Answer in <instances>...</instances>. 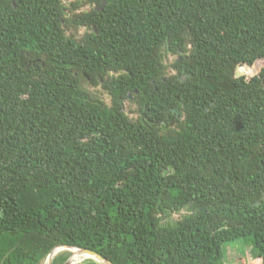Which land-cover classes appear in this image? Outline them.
I'll return each mask as SVG.
<instances>
[{
  "label": "trees",
  "instance_id": "trees-1",
  "mask_svg": "<svg viewBox=\"0 0 264 264\" xmlns=\"http://www.w3.org/2000/svg\"><path fill=\"white\" fill-rule=\"evenodd\" d=\"M103 1L0 0V264H264V0Z\"/></svg>",
  "mask_w": 264,
  "mask_h": 264
},
{
  "label": "rangeland",
  "instance_id": "rangeland-1",
  "mask_svg": "<svg viewBox=\"0 0 264 264\" xmlns=\"http://www.w3.org/2000/svg\"><path fill=\"white\" fill-rule=\"evenodd\" d=\"M70 1L71 0H64V3L67 7H68V4ZM89 8H90V5H84L80 8H78V11L87 10ZM84 30H85V27L81 28L78 33L81 34ZM175 57H176L175 55H169L167 61L168 62L172 61ZM254 65L255 66H257V65L262 66L263 60L256 61ZM245 75L247 77H250L254 74H245ZM84 83L86 84V81H84ZM88 88L97 97L102 98L107 103L110 102V98H109L107 92L104 90L102 84H96V85L93 84V85L88 86ZM124 107H125V111L128 113V115L131 118L135 119L138 117V115H139L138 107L136 106V104L134 102L131 101V99H126L124 101ZM185 211L186 210L183 209L180 212H173L170 214V218H172L173 220H177L181 216V214L184 213ZM66 251L70 252V256L68 258H71V255L73 254V249L70 247H66V246L60 247L59 250L57 251L56 255H58L60 253H64ZM222 257H223L224 261L227 263H231V262L237 263L239 261V262H245V264L246 263L251 264V263H253V259H254L253 258L254 256H253L252 251H251V245L248 243H245V241L240 240V239L224 244L222 246ZM240 257H243L247 260L244 261V260L240 259ZM89 259H92L93 261H95V264L101 263V260L89 256V257L79 258V260L74 264H85L86 261ZM50 260H51V257L48 255L42 261L41 264H50ZM52 262H53V259H52Z\"/></svg>",
  "mask_w": 264,
  "mask_h": 264
},
{
  "label": "water",
  "instance_id": "water-1",
  "mask_svg": "<svg viewBox=\"0 0 264 264\" xmlns=\"http://www.w3.org/2000/svg\"><path fill=\"white\" fill-rule=\"evenodd\" d=\"M105 3L102 2L101 5L99 6H96L95 8L96 9H99L103 4ZM131 92H129V97H131ZM61 246L59 247H55L50 253H49V256H51L53 254V252L56 250V248H60ZM74 248H78L80 250H82L83 252H86V253H89L91 256L90 257H93V258H96V259H99L101 260V263L100 264H114L112 261H110L109 259H107L106 257H104L102 254H100L99 252L95 251V250H92V249H89V248H81V247H74ZM52 257H51V260H50V263L52 264ZM62 264H70V258H68L64 263Z\"/></svg>",
  "mask_w": 264,
  "mask_h": 264
},
{
  "label": "bare ground",
  "instance_id": "bare-ground-1",
  "mask_svg": "<svg viewBox=\"0 0 264 264\" xmlns=\"http://www.w3.org/2000/svg\"><path fill=\"white\" fill-rule=\"evenodd\" d=\"M62 247V246H61ZM64 247V246H63ZM73 249V254L71 255V258H70V264H74L76 263L79 258H84V257H89L91 256L89 253H86V252H83L82 250L78 249V248H74L72 247ZM58 251V248H56V250L53 252V254L50 256V257H54L56 255ZM58 256V255H57ZM82 260V259H81ZM51 264V263H50Z\"/></svg>",
  "mask_w": 264,
  "mask_h": 264
},
{
  "label": "flooded vegetation",
  "instance_id": "flooded-vegetation-1",
  "mask_svg": "<svg viewBox=\"0 0 264 264\" xmlns=\"http://www.w3.org/2000/svg\"><path fill=\"white\" fill-rule=\"evenodd\" d=\"M104 1H105V0H104ZM104 1H103V2H104ZM101 4H102V3H101ZM101 4H97L96 6H99V5H101ZM104 4H105V3H104ZM104 4H103V5H104ZM103 5H102V6H103ZM96 6H95V7H96ZM102 6H101L100 8H102ZM84 81H86V84L84 83ZM81 82L83 83L84 87H85L89 92H91L90 89L88 88V86L92 85L91 81L82 78V79H81ZM91 93H92V92H91ZM92 95H93V96H96V95H94L93 93H92ZM144 116L146 117L147 115L144 114ZM147 118H148V117H147Z\"/></svg>",
  "mask_w": 264,
  "mask_h": 264
}]
</instances>
